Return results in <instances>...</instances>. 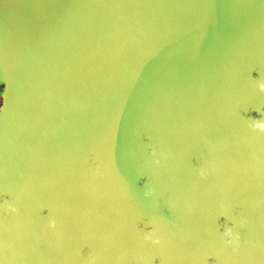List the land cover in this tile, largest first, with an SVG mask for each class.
Returning <instances> with one entry per match:
<instances>
[{
	"label": "water",
	"instance_id": "water-1",
	"mask_svg": "<svg viewBox=\"0 0 264 264\" xmlns=\"http://www.w3.org/2000/svg\"><path fill=\"white\" fill-rule=\"evenodd\" d=\"M261 82L264 0H0V264H264Z\"/></svg>",
	"mask_w": 264,
	"mask_h": 264
},
{
	"label": "clouds",
	"instance_id": "clouds-1",
	"mask_svg": "<svg viewBox=\"0 0 264 264\" xmlns=\"http://www.w3.org/2000/svg\"><path fill=\"white\" fill-rule=\"evenodd\" d=\"M3 85H4V84H3ZM259 89H260L261 91H264V82L259 83ZM4 90H5V87L3 88L2 91H0V111L3 110L4 105H5V98H4V95H3ZM251 127H252L253 129H258V130H260V131H264V120H259V119H258V120H255V121L251 124ZM153 155H155V152H153ZM156 162L159 163V161H156ZM200 174H201V176L204 175L203 172H201ZM152 192H153V189L148 188L147 191L145 192V196H150V195H152ZM11 210H12V211H16V209H15L14 207H12ZM49 227H55V221H54V220L50 221V223H49ZM153 235H154V233H150V234L146 237V239H152V236H153ZM224 235L227 236V237H229L227 243H230V244H231V243L234 242V240H238V235H237V236H234V234H233V229H232L231 227H227V228L225 229V231H224ZM152 242L158 244L160 241H159V238H156V239H154Z\"/></svg>",
	"mask_w": 264,
	"mask_h": 264
},
{
	"label": "rangeland",
	"instance_id": "rangeland-1",
	"mask_svg": "<svg viewBox=\"0 0 264 264\" xmlns=\"http://www.w3.org/2000/svg\"><path fill=\"white\" fill-rule=\"evenodd\" d=\"M2 89H3V86H2V84H0V91H2Z\"/></svg>",
	"mask_w": 264,
	"mask_h": 264
}]
</instances>
